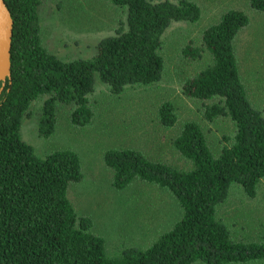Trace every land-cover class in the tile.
<instances>
[{
  "label": "trees",
  "instance_id": "trees-1",
  "mask_svg": "<svg viewBox=\"0 0 264 264\" xmlns=\"http://www.w3.org/2000/svg\"><path fill=\"white\" fill-rule=\"evenodd\" d=\"M126 9L114 34L100 38L90 57L62 60L42 43V0H4L13 20L10 77L0 82V264H234L264 262V242L239 240L217 216L233 183L254 197L264 178V113L250 102L241 80L234 41L248 15L224 12L204 29L201 47L187 45L185 57L210 61L186 78L183 95L203 104L204 117L229 118L234 125L215 154L200 125L182 124L174 148L189 163L177 168L152 161L135 149H109L105 164L112 185L122 189L142 180L169 190L181 216L146 247L129 246L108 256L105 240L92 231L89 217L76 212L68 197L73 182L83 178L80 158L70 149L38 156L21 133L24 117L43 99L40 136L54 132L58 103L72 105L73 124L93 118L89 95L98 82L113 94L127 86L159 81L164 70L162 36L173 22H196L201 9L191 0H109ZM264 11V0H249ZM160 121H176L174 107L162 102Z\"/></svg>",
  "mask_w": 264,
  "mask_h": 264
},
{
  "label": "rangeland",
  "instance_id": "rangeland-1",
  "mask_svg": "<svg viewBox=\"0 0 264 264\" xmlns=\"http://www.w3.org/2000/svg\"><path fill=\"white\" fill-rule=\"evenodd\" d=\"M191 1L199 5L200 19L173 22L164 32V70L159 81L127 86L120 94L111 93L106 84L98 82L89 95L93 118L85 126L72 123V105L58 103L54 132L40 136L38 121L45 97L33 103L23 119L22 137L38 156L62 149L78 154L83 178L70 185L68 197L78 214L91 219L92 231L104 238L108 256L116 255L124 247L151 244L179 219L182 210L169 190L153 183L134 180L122 189L115 188L103 157L106 151L135 149L152 161L188 168L190 163L172 143L184 122L200 125L215 154L223 144H228L225 137L233 135L234 125L229 118L209 121L204 117L203 104L211 101L190 98L181 91L186 78L210 61L208 54L191 59L183 56L182 50L187 45L200 48L204 29L230 9L242 10L249 18L235 38V54L247 96L264 113V11L253 9L249 0ZM39 13L43 45L65 61L90 57L95 43L114 34L119 21L126 18V9L109 0H42ZM165 101L173 105L176 115L170 127L162 124L158 111ZM217 216L234 238L264 242V178L254 197L233 183L228 198L217 209Z\"/></svg>",
  "mask_w": 264,
  "mask_h": 264
},
{
  "label": "water",
  "instance_id": "water-1",
  "mask_svg": "<svg viewBox=\"0 0 264 264\" xmlns=\"http://www.w3.org/2000/svg\"><path fill=\"white\" fill-rule=\"evenodd\" d=\"M13 20L4 0H0V82L10 77V48ZM2 88H0L1 91Z\"/></svg>",
  "mask_w": 264,
  "mask_h": 264
}]
</instances>
